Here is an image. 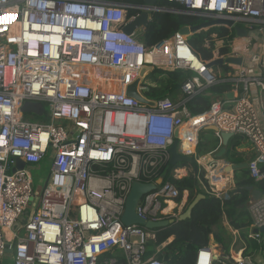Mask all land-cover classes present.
I'll list each match as a JSON object with an SVG mask.
<instances>
[{"label":"built area","instance_id":"obj_1","mask_svg":"<svg viewBox=\"0 0 264 264\" xmlns=\"http://www.w3.org/2000/svg\"><path fill=\"white\" fill-rule=\"evenodd\" d=\"M164 1L186 15L233 23L215 28L227 35L213 32L205 40L211 60L199 59L179 32L145 46L144 28L123 32L135 16L127 18L128 6L122 4L0 0V264L5 258L12 264H163L146 255L156 231L125 226L121 216L133 182L162 178L150 181L169 164L176 134L178 154L192 158L214 197L226 196L231 179L210 154L198 155L205 128H216L217 137H243L254 152L249 175L264 181V0ZM131 8L140 13L146 7ZM163 11L155 7L149 14ZM236 28L246 32L249 44L235 45ZM226 58H241V65L227 66L223 74L207 67ZM143 67L192 74L178 99L156 101L146 96V75L138 92L155 103L151 108L126 96ZM225 81L232 101H224L225 93L203 113L187 110V100ZM28 102L43 106L42 122L23 118ZM18 162L23 169H16ZM42 162L49 168L33 194L30 170ZM187 173L174 168L170 176L180 180ZM187 197V191L163 181L141 198L135 213L145 221L177 222ZM248 210L252 229L263 227L264 194ZM248 238L260 241L261 235ZM225 259L255 264L239 255ZM218 260L204 248L193 264Z\"/></svg>","mask_w":264,"mask_h":264},{"label":"trees","instance_id":"obj_2","mask_svg":"<svg viewBox=\"0 0 264 264\" xmlns=\"http://www.w3.org/2000/svg\"><path fill=\"white\" fill-rule=\"evenodd\" d=\"M97 1L131 7L144 5L143 0ZM155 7L165 8L166 11L150 14L149 25L143 30L141 36L145 46H151L179 32L183 27L197 26L205 20V18L200 16L169 12L167 10L180 11L181 9L176 4H171L164 0H157ZM137 14H139V11L134 8L126 9L127 18L136 16ZM212 32L218 33L219 36H225L228 33L226 29L220 28L218 30L203 31L187 38L189 47L202 61L212 59L211 51L204 48L205 40ZM226 51L225 49H221L220 54L225 55ZM218 68L224 73L228 71L227 66ZM191 74L187 71L162 72L154 70L153 73L148 75L151 85L146 93L147 98L154 101L160 99H178L177 96L181 85L190 79ZM229 90L230 83L226 81L220 82L210 87L206 92L199 93L187 100L185 106L192 114L203 113L207 110L213 98L224 96ZM240 140L242 138L235 137L231 141L227 155V159L236 164L238 162L234 160V147ZM216 145L217 140L210 143H203L201 141L199 142L197 153L200 156L211 153L214 151ZM174 168H185L188 172L186 177L180 180L173 179L170 176V172ZM159 177H162L164 182L172 183L180 193L184 191L188 192L186 207L199 194L203 195L204 199L195 207L190 219L176 222L166 229L156 231L155 239L149 241L146 246L147 257L156 255V258L163 264H193L198 250L208 248L215 254L218 251L217 248H219L223 250V256L214 264H233L225 258L228 250L235 243L245 245V251L242 254L244 258H250L256 254L264 257L263 241L256 242L247 238L253 228V223L247 206L248 193L246 191L248 187H253L264 192V181L255 182L249 176L247 170H237L232 174V189L227 192L224 198L219 199L209 194L206 190V180L203 178V174L198 173L197 167L193 162H182L176 166L167 164L165 167L159 169L157 178H152L150 181L154 182ZM224 220H227V225L223 223ZM228 227L237 232L235 243L233 241L234 236L231 235ZM171 238L172 241L168 243V240ZM252 260L254 261V258Z\"/></svg>","mask_w":264,"mask_h":264},{"label":"water","instance_id":"obj_3","mask_svg":"<svg viewBox=\"0 0 264 264\" xmlns=\"http://www.w3.org/2000/svg\"><path fill=\"white\" fill-rule=\"evenodd\" d=\"M157 0H143V4L146 7L145 11L140 12L138 15H136L133 20H131L124 28L123 32H125L128 35L133 34L136 30H141L142 28H147L149 25L150 15L149 12L151 9L155 8ZM128 8H131V6H128ZM169 12H175L184 14L182 11H173V10H167ZM233 25L232 22L223 21V20H208L205 18V20L200 23L197 26L193 27H183L179 31V33L182 36L189 37L195 34H198L203 31L212 30L219 27H231ZM235 34L239 38H246L247 34L245 31L240 30L238 28L235 29ZM241 58H226L224 60H217L212 63H210L207 67H221V66H240L241 65ZM153 69L151 67H143L140 72L138 79L129 87L126 89V96L135 100L137 103L141 105H145L147 107L153 108L155 106V103L152 101H149L145 99L139 92L138 88L141 84V81L145 78L146 75L153 73ZM210 96V94H208ZM227 98H231V96H227ZM21 112L23 114H32L36 115L38 117H41L44 113L43 106L41 104L28 102L25 103L22 108ZM206 131L217 133L216 128L210 127L205 128ZM233 137L232 134H225L221 133L219 135V138L221 139L223 148L218 153V157H221L226 151L225 147L228 144V141ZM170 153V160L169 165L170 166H176L178 164H181L182 162L186 163H192L193 160L190 157H184L178 154V137L177 134L175 135V140L172 144V146L169 149ZM24 168V164L18 162L16 169L21 170ZM247 164H239L234 166H228L225 169V172H231L237 169H246ZM163 182L162 178H159L154 183H141V182H133L131 184L130 190L128 192V195L125 199L124 204V211L123 215L121 216V223L125 226L130 225H137L144 227L145 229L149 231H157V230H163L169 227L170 225L176 223L173 220H163L160 222H150L140 219L136 213L135 209L141 200L143 196L146 194L154 191L158 185H160ZM246 191L249 193V200H248V207L256 204L259 200V198L264 194V192H261L257 189H254L253 187H248ZM204 199V196L199 194L197 195L187 206L184 212H182L177 222H183L185 220H188L191 218L192 212L195 209V207ZM24 223V219L20 220V224ZM18 227V224L13 227V231H16ZM253 234H264V226L261 227L258 230H253ZM264 254V253H263Z\"/></svg>","mask_w":264,"mask_h":264},{"label":"crops","instance_id":"obj_4","mask_svg":"<svg viewBox=\"0 0 264 264\" xmlns=\"http://www.w3.org/2000/svg\"><path fill=\"white\" fill-rule=\"evenodd\" d=\"M214 30H216V29H214ZM213 33V32H212ZM245 38H239V37H237L236 36V39H233V40H235V41H237V42H235V45H239V46H242L243 47V45L244 44H249V43H245V40H244ZM248 54V53H247ZM220 69V68H219ZM220 71H222L221 69H220ZM228 72V71H227ZM226 72V73H227ZM221 73H223V72H221ZM253 91L255 90V88L254 87H252L251 88ZM257 90H258V88H256ZM257 93H258V91L257 92H255V94L252 96V95H250L251 97H255L256 95H257ZM231 96V98L229 99V98H227V96ZM229 95H228V93H226L225 94V96H224V101H232V99L234 98V94L232 95L231 93H229ZM217 97H219V96H217ZM206 132H209V131H206L205 129L202 131V132H200V134H199V136H198V140H199V142H203V143H210L211 141H215V140H217V145H216V147H215V149H214V151L213 152H211V153H207V154H205V155H201V156H206V155H211L210 157L211 158H213L216 162H218L219 164H221V168H222V172L223 173H225V174H227L228 175V177L231 179V186H230V190L232 189V186H233V183H232V174H233V172H235V171H237V170H242V169H237V170H234V171H231V172H225V169L228 167V166H234V165H239V164H247V168L246 169H244V170H247L248 171V163H249V161L250 160H252L253 159V157H254V152H253V149H252V147H251V145L243 138V137H240V136H233L229 141H228V144H227V146L225 147V153L221 156V157H218V153L220 152V150L223 148V145H222V142H221V139L219 138V137H217L216 136V133H214V132H211V134H213V136H212V138H205L204 137V133H206ZM203 136V137H202ZM235 137L237 138V137H240V138H242V140H240V142L239 143H237L236 144V146L234 147V151H235V156H234V160H236V162H238L237 164L235 163V162H231V161H229L228 159H227V155H228V153H229V147H230V144H231V141H233L234 139H235ZM198 145H199V143H198ZM198 145H197V148H198ZM200 156V155H199ZM33 169H35V168H33ZM249 173V172H248ZM250 176V175H249ZM255 189V188H254ZM248 193V192H247ZM248 200H249V193H248ZM187 201H188V197L186 198V200H185V203L187 204ZM185 204V205H186ZM247 206H248V202H247ZM185 208V207H184ZM184 210V209H183ZM223 223L225 224V225H227L228 223H227V220H224L223 221ZM228 230H229V232L231 233V235H233L234 236V243H235V241H236V237H237V232L235 231V230H233L232 228H230V227H228ZM251 233H253V229L251 230V232H250V234ZM261 235V240L260 241H256V240H254V241H256V242H261V241H263V245H264V234L262 235V234H260ZM249 236V235H248ZM248 236H247V238H248ZM249 239V238H248ZM250 240H252V239H250ZM172 241V238L171 239H169L168 240V243L169 242H171ZM218 249V251L215 253V255H217V257L220 259L221 258V256H223V250L222 249H219V248H217ZM245 251V245H243L242 243H235V245L234 246H232L229 250H228V252H227V254H226V257L227 256H229L230 254H233V255H236V256H242V254H243V252ZM258 255H260V254H258ZM257 256V254L256 255H254V256H252V257H250L251 259L254 257V259H255V257ZM264 258V257H263ZM255 261V260H254ZM256 262V261H255Z\"/></svg>","mask_w":264,"mask_h":264},{"label":"rangeland","instance_id":"obj_5","mask_svg":"<svg viewBox=\"0 0 264 264\" xmlns=\"http://www.w3.org/2000/svg\"><path fill=\"white\" fill-rule=\"evenodd\" d=\"M244 40H245V43L251 42L250 38H245ZM252 41H255V40L253 39ZM221 72H223V71H221ZM142 84H143V86L149 88V86L151 85V83L149 81V76L142 81ZM29 115H31V114H25L23 116V118L26 120H30V121L42 122L41 117H38L36 115H32V116H29ZM212 136H213V134H211V132L204 133L205 138H212ZM40 166H41L40 168L35 167V169L30 170V175L32 177V193L33 194H38V192L40 191V189L44 183V180L46 178L48 168H49L48 165H45V162H42V164ZM186 205H185V208H187ZM185 208H183L184 209L183 212L185 211ZM254 260L256 261L255 264H264V258L261 255L257 254V256L255 257ZM3 264H12V262L9 258H5Z\"/></svg>","mask_w":264,"mask_h":264},{"label":"bare ground","instance_id":"obj_6","mask_svg":"<svg viewBox=\"0 0 264 264\" xmlns=\"http://www.w3.org/2000/svg\"><path fill=\"white\" fill-rule=\"evenodd\" d=\"M177 94V93H176ZM177 96V95H176ZM186 104V103H185ZM171 206V205H170Z\"/></svg>","mask_w":264,"mask_h":264},{"label":"clouds","instance_id":"obj_7","mask_svg":"<svg viewBox=\"0 0 264 264\" xmlns=\"http://www.w3.org/2000/svg\"><path fill=\"white\" fill-rule=\"evenodd\" d=\"M144 6V5H143ZM150 15V14H149Z\"/></svg>","mask_w":264,"mask_h":264}]
</instances>
